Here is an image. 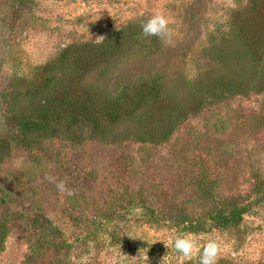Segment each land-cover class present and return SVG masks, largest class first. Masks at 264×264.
Masks as SVG:
<instances>
[{
	"label": "rangeland",
	"instance_id": "374dc122",
	"mask_svg": "<svg viewBox=\"0 0 264 264\" xmlns=\"http://www.w3.org/2000/svg\"><path fill=\"white\" fill-rule=\"evenodd\" d=\"M250 1L0 0V132L11 144L0 166V264H198V254L185 260L161 242L177 235L201 248L215 239L217 264H264V91L206 103L159 144L59 136L27 145L7 112L63 48L129 25L140 33L157 11L170 20L172 44L158 39L149 49L138 35L136 53L89 81L116 89L123 66L128 78L155 70L196 78L213 62L204 50L228 37L233 12ZM46 175L66 179L75 194L59 193ZM242 204L249 209L239 224L213 227L206 218L199 232L149 212L204 219Z\"/></svg>",
	"mask_w": 264,
	"mask_h": 264
},
{
	"label": "trees",
	"instance_id": "16d2710c",
	"mask_svg": "<svg viewBox=\"0 0 264 264\" xmlns=\"http://www.w3.org/2000/svg\"><path fill=\"white\" fill-rule=\"evenodd\" d=\"M133 28L129 25L116 29L102 43L63 48L59 56L41 67L37 84L11 96L7 112L19 127L23 143L32 145L41 139L66 136L78 142L98 139L159 144L206 103L232 94L264 91V0H251L233 12L228 37L204 50L213 62H208L209 68L202 69L196 78L169 77L162 70L128 78L123 66L119 73L124 79L116 89L108 83L89 81L92 74L107 75L111 67L122 63L117 61L136 53L138 35L143 42L139 45L150 49L158 44V38L144 37L142 31L135 32ZM10 149L9 140L0 132V166ZM248 209L247 204L234 205L226 213L219 208L208 212L204 219H194L183 210L157 212L151 207L149 212L186 232H199L206 228V218L213 227L239 224ZM5 236V230L0 228V252Z\"/></svg>",
	"mask_w": 264,
	"mask_h": 264
},
{
	"label": "clouds",
	"instance_id": "9594fccd",
	"mask_svg": "<svg viewBox=\"0 0 264 264\" xmlns=\"http://www.w3.org/2000/svg\"><path fill=\"white\" fill-rule=\"evenodd\" d=\"M235 6V5H233ZM144 37H156L164 44H172L173 30L170 27L169 18L162 12L157 11L144 20L141 25ZM104 36H98L96 43H102ZM50 183H53L57 191L68 196L74 195V190L67 186L66 179H59L53 175H46ZM166 248L173 247L185 260H192L198 254V264H217L220 253V245L215 239H208L201 248L196 237L191 235H177L171 240L161 241ZM145 259H147L145 257Z\"/></svg>",
	"mask_w": 264,
	"mask_h": 264
}]
</instances>
